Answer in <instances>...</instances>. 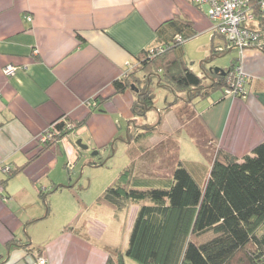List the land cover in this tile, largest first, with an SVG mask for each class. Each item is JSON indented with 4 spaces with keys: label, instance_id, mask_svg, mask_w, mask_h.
<instances>
[{
    "label": "crops",
    "instance_id": "1",
    "mask_svg": "<svg viewBox=\"0 0 264 264\" xmlns=\"http://www.w3.org/2000/svg\"><path fill=\"white\" fill-rule=\"evenodd\" d=\"M207 9V4L195 5L191 0H0V181L5 169L38 153V140L51 122L62 116L75 122L87 118L85 125L59 142V148L43 151L0 184V264H30L38 256L47 264H105L108 249L117 246L112 235L105 241L76 216L67 223L72 230H66V224L57 233L35 238L29 230L37 220L28 209L30 199L39 195L42 183L60 180L52 176L60 164L68 168L70 162L74 169L79 152L69 139L72 133L91 150L112 140L124 141L128 148L125 140L135 119L131 111L135 92L115 94L112 83L129 63L134 65L141 51L158 45L161 27L163 38L174 33L165 23L175 17L192 22V38L201 39L205 52L199 57L202 71L195 73L208 75L207 54L219 53L216 48L225 46V40L215 32ZM249 25L261 29L262 36L261 47L244 49L239 62L247 75L243 93L229 96L221 89L198 107L183 100L175 105L178 116L183 105L189 106L215 150L237 158L264 141V17L262 25L254 20ZM6 66H14V74L7 76ZM206 78L203 82L209 85L211 79ZM181 129L178 118L172 130L150 139L169 150L164 141L177 147L172 136ZM135 214L136 209L132 223ZM113 217L119 220L120 214Z\"/></svg>",
    "mask_w": 264,
    "mask_h": 264
},
{
    "label": "trees",
    "instance_id": "2",
    "mask_svg": "<svg viewBox=\"0 0 264 264\" xmlns=\"http://www.w3.org/2000/svg\"><path fill=\"white\" fill-rule=\"evenodd\" d=\"M262 2L264 0H249L247 3L254 21L260 25L264 17ZM165 25L172 27L174 33L163 38L160 32L164 27H161L158 45L141 51L134 65L129 63L122 76L112 83L115 94L127 89L135 92L131 107L134 118H145L153 107L152 78L169 87L177 97L180 91L184 92L183 101L191 103L207 97L217 88L223 89L227 85V74L235 64L236 59L227 69H221L224 74L210 68L204 77H210L211 82L205 86L204 77L186 65L180 52L181 46L193 37L192 22L175 17ZM256 31L260 39L262 30ZM212 54L216 53L212 50ZM139 74L146 83L136 92L134 84L141 80ZM86 122L87 118L75 122L66 116L51 122L52 127L44 132L46 139L38 140L41 146L38 153L22 165L5 169L6 175L0 184L5 185L43 151L52 146L59 148L60 141ZM156 129L148 125L140 127L134 138L138 141L142 135H151ZM127 153L129 164L97 202L114 210L126 209L129 204L140 206L126 249L109 248L105 264H126L127 258L134 264H229L240 252L247 257L246 264H264V141L241 158L218 148L202 185L180 160L172 168L169 184L152 185L147 178L136 175L135 159L128 149ZM39 194L45 202L44 193L40 190ZM64 228L73 229L71 224ZM209 233L212 236L206 239Z\"/></svg>",
    "mask_w": 264,
    "mask_h": 264
},
{
    "label": "rangeland",
    "instance_id": "3",
    "mask_svg": "<svg viewBox=\"0 0 264 264\" xmlns=\"http://www.w3.org/2000/svg\"><path fill=\"white\" fill-rule=\"evenodd\" d=\"M201 42V39L191 38L180 49L184 62L193 72L202 71L199 57L205 52L204 44ZM207 55L210 59L208 66L206 65L208 70L209 67L227 69L235 59L239 58L236 50H223L217 54L208 52ZM139 76L141 80L134 84L137 90L146 83V79L140 74ZM204 80L207 78L204 77ZM134 85H132L133 88ZM204 85L206 86L205 83ZM219 93H221V89L217 88L211 91L210 95ZM150 94L154 97L153 107L147 112L145 118L136 117L132 121L129 135L125 140L128 143V148L121 140H112L106 147L96 150L98 153L95 155H92L95 149L83 150L78 148L79 155L73 170L69 171V167L60 164L59 168L52 174L60 180L54 184H49L48 181L45 182L46 184L42 183L43 186H40L39 189L45 195V202L40 194H37L30 199L28 205V209L37 219L36 223L29 228L35 238L37 236L39 239L45 238L47 232L57 233L70 219L77 216L83 226H86V223L88 226L90 225L91 230H94L93 232L96 231L105 237V241L107 236L112 235L116 247L124 251L128 243L133 211L136 209L137 213L140 204H132L128 209L115 211L111 206L98 203L97 200L118 177L122 169L129 164L127 149L135 159L136 175L140 178H147L149 183L169 184L172 168L176 165L177 160L182 162L183 166L200 185L204 183L206 173H208L207 170L204 174V170L206 171L210 167L212 156L216 151L215 145L209 142L207 135L203 136L205 129L198 119L194 118V112L189 106L183 105L178 116V109L175 105L182 102L181 99L184 100L186 94L180 91L178 93L180 96L177 97V94L172 92L169 87L163 83L158 84L156 78H152ZM204 100L206 97L193 100V103L191 102L192 108L197 104V107L200 106V102ZM169 105L172 107L171 109H169ZM178 118H180V123L185 129L178 130L172 136V140L175 141L178 148L173 147L169 141H164V144L170 147L169 150L166 147L161 149L155 146L156 142L150 137L154 134H160V131L172 130L176 126ZM145 125L149 127L157 125L158 129L151 135H142L136 141L134 138V134L138 132L136 129L139 130ZM121 135L126 138L124 131ZM190 136L194 137L193 139L197 144L193 142ZM69 139L72 141L71 144L75 145L76 140L81 139V137L72 133ZM81 141L86 144L85 140L81 139ZM100 163L103 164L99 165ZM55 188L57 189L55 190ZM114 213L120 214L119 220L113 217ZM211 236L212 233H209L205 238ZM245 258H247L245 254L240 252L229 264H246ZM240 259L241 262H239ZM126 264H134V262L127 258Z\"/></svg>",
    "mask_w": 264,
    "mask_h": 264
},
{
    "label": "built area",
    "instance_id": "4",
    "mask_svg": "<svg viewBox=\"0 0 264 264\" xmlns=\"http://www.w3.org/2000/svg\"><path fill=\"white\" fill-rule=\"evenodd\" d=\"M249 0H191L193 4H207V14L211 20L215 22L214 29L225 40V46L217 47V52L223 50H236L239 58L235 60V64L227 74V85L223 88V92L229 96H238L244 91V83L247 75L243 72L239 64L244 49L251 46H259V33L250 27L254 17L251 9L247 6ZM264 6V2H262ZM30 21L31 17L27 16ZM14 66H6L4 73L9 76L14 74ZM48 127H52V124ZM48 127L45 129L47 131ZM44 131V132H45ZM43 132L40 137L41 141L46 139ZM68 169H72V164H68ZM30 264H47L43 256H38Z\"/></svg>",
    "mask_w": 264,
    "mask_h": 264
},
{
    "label": "water",
    "instance_id": "5",
    "mask_svg": "<svg viewBox=\"0 0 264 264\" xmlns=\"http://www.w3.org/2000/svg\"><path fill=\"white\" fill-rule=\"evenodd\" d=\"M213 71L214 72H220L221 74H224L222 71H221V69L220 68H213ZM131 88L133 89V86H131ZM135 91L137 92V89H135ZM75 145L79 148V149H83V150H86V149H88V146L86 145V144H83L82 143V141H81V139H78V140H76V142H75ZM98 153V151H96V150H94L93 152H92V155H95V154H97Z\"/></svg>",
    "mask_w": 264,
    "mask_h": 264
}]
</instances>
